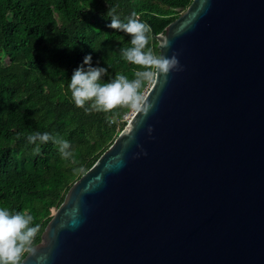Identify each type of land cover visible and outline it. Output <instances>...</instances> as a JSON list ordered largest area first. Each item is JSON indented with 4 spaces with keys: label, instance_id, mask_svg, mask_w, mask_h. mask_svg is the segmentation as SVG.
<instances>
[{
    "label": "water",
    "instance_id": "water-1",
    "mask_svg": "<svg viewBox=\"0 0 264 264\" xmlns=\"http://www.w3.org/2000/svg\"><path fill=\"white\" fill-rule=\"evenodd\" d=\"M143 95L22 264H264V0H190ZM40 257H45L40 260Z\"/></svg>",
    "mask_w": 264,
    "mask_h": 264
},
{
    "label": "trees",
    "instance_id": "trees-1",
    "mask_svg": "<svg viewBox=\"0 0 264 264\" xmlns=\"http://www.w3.org/2000/svg\"><path fill=\"white\" fill-rule=\"evenodd\" d=\"M189 2L0 0V208L34 217L32 226L40 229L33 245L40 241L50 209L112 143L131 111L85 113L75 106L68 87L86 55L92 57L91 66L107 69L102 83L116 74L134 79L142 70L122 58L120 50L130 46L131 38L108 27V10L116 7L123 22L136 12L151 26L149 47L158 55L155 36ZM35 132L69 141L76 163L61 159L51 141L34 155L35 145L27 137ZM76 168L83 172H74Z\"/></svg>",
    "mask_w": 264,
    "mask_h": 264
},
{
    "label": "clouds",
    "instance_id": "clouds-1",
    "mask_svg": "<svg viewBox=\"0 0 264 264\" xmlns=\"http://www.w3.org/2000/svg\"><path fill=\"white\" fill-rule=\"evenodd\" d=\"M118 7V6H117ZM116 13V7L108 10L107 15L111 22L108 27L122 31L128 35L130 46L122 48V58L139 69L134 79L123 74H116L109 82L101 81L107 69L91 66L92 57L86 55L83 65L77 67L68 85L71 98L76 107L82 108L85 113L113 112L119 108H127L137 113L147 114L153 106L142 93L145 84H162L167 80L169 73L180 71L181 67L176 56L156 55L149 47L151 26L141 22L136 12H132L126 22L121 21ZM87 67H84V66ZM87 105V107H86ZM28 142L34 144L33 154L39 155L41 144L49 141L58 145L61 159L76 163L74 150L69 141L58 138L47 132L30 134ZM74 172H83V168H76ZM34 217L28 212L12 213L6 208H0V264H22L25 254H35L34 240L39 232L40 225H33ZM44 260L45 257H40Z\"/></svg>",
    "mask_w": 264,
    "mask_h": 264
},
{
    "label": "built area",
    "instance_id": "built-area-1",
    "mask_svg": "<svg viewBox=\"0 0 264 264\" xmlns=\"http://www.w3.org/2000/svg\"><path fill=\"white\" fill-rule=\"evenodd\" d=\"M131 113H132V110L124 116V119H125L126 121H127V119L129 118V116L131 115Z\"/></svg>",
    "mask_w": 264,
    "mask_h": 264
}]
</instances>
